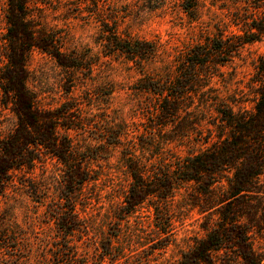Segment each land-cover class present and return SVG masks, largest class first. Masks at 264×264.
I'll return each mask as SVG.
<instances>
[{"label":"trees","instance_id":"1","mask_svg":"<svg viewBox=\"0 0 264 264\" xmlns=\"http://www.w3.org/2000/svg\"><path fill=\"white\" fill-rule=\"evenodd\" d=\"M179 2L183 12L197 18L201 0ZM226 2L227 8L219 7L226 9V20L217 21L211 35L185 47L171 61L159 43L123 33L112 20L111 24L100 22L103 56L131 64L141 74L132 90L152 98V113L143 132L129 139L131 128L122 121L103 136L98 147L106 154L107 147L121 148L130 174L120 214L129 217L146 207L162 215L186 188L185 204L204 219L205 235L196 238L176 264L264 262V252L253 244L255 234L264 231V58L254 60L246 81L234 78L235 68L230 73L225 70L242 57L246 46L264 39V0ZM31 3L7 0L5 11L0 108L9 109L17 123L0 140V194L15 171L32 169L43 156L58 160L65 169L63 202L49 206L48 214L64 244L54 258L61 262L66 251L70 261L78 264L70 237L83 225L73 192L91 180L86 165L91 157H81L72 141L60 133L76 126L67 124L59 110L39 107L27 86V63L38 50L64 69L79 71L85 58L64 52L57 35L35 23ZM158 64L153 74L146 73L148 66ZM194 143L205 147L184 156L171 153L175 147ZM156 219L158 225L170 223ZM6 238L0 228V245Z\"/></svg>","mask_w":264,"mask_h":264},{"label":"rangeland","instance_id":"2","mask_svg":"<svg viewBox=\"0 0 264 264\" xmlns=\"http://www.w3.org/2000/svg\"><path fill=\"white\" fill-rule=\"evenodd\" d=\"M31 2L35 23L54 32L64 52L85 58L79 71L64 69L38 50L32 52L27 63V86L39 107L59 110L67 124L76 126L60 129V133L72 141L81 157H91L86 163L91 180L77 185L73 192L83 225L70 237L78 264H176L182 252L205 235L201 228L204 219L185 204L186 188L179 191L162 215L146 207L129 217L120 214L130 174L121 148L107 147L106 154L98 147L103 136L122 121L131 128L129 139L143 132L146 118L152 113V98L132 90L141 74L131 64L103 56L100 22L112 20L123 33L159 43L166 53L164 57L171 61L185 47L211 35L214 24L226 20V9H219L220 5L227 8L229 3L201 0L197 18L193 19L183 12L179 0ZM6 8L7 0H0V68L6 63ZM258 57L264 58V39L246 46L242 57L225 70L230 73L235 68L234 78L246 81ZM157 67L159 64L148 66L145 71L153 74ZM16 123L9 109L0 108V140L14 130ZM204 147L194 143L175 147L171 153L184 156ZM93 149L92 154L88 152ZM64 173L58 160L44 156L32 169L13 173L12 181L0 194V228L7 235L0 245V264H73L66 251L62 252L61 262L55 260L54 254L59 253L64 240L48 214L49 206L58 207L63 202ZM156 217L170 223L158 225ZM253 244L264 252V231L255 234Z\"/></svg>","mask_w":264,"mask_h":264}]
</instances>
